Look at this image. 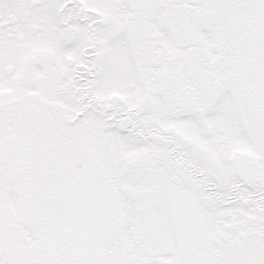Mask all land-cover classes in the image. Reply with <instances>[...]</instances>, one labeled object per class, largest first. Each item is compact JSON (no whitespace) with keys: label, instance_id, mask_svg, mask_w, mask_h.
<instances>
[{"label":"snow or ice","instance_id":"snow-or-ice-1","mask_svg":"<svg viewBox=\"0 0 264 264\" xmlns=\"http://www.w3.org/2000/svg\"><path fill=\"white\" fill-rule=\"evenodd\" d=\"M0 264H264V0H0Z\"/></svg>","mask_w":264,"mask_h":264}]
</instances>
